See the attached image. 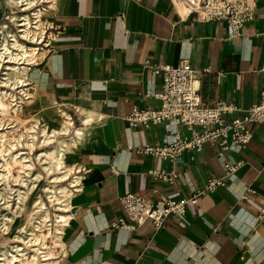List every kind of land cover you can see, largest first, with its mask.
Returning a JSON list of instances; mask_svg holds the SVG:
<instances>
[{"label": "crops", "instance_id": "0c3cea01", "mask_svg": "<svg viewBox=\"0 0 264 264\" xmlns=\"http://www.w3.org/2000/svg\"><path fill=\"white\" fill-rule=\"evenodd\" d=\"M10 5L0 0V26ZM44 18L54 26L53 51L18 72L35 100L26 114L41 116V133L44 123L56 128V145L67 141L69 174L87 168L78 174L80 191L61 205L66 217L53 264H264V218H257L264 206V122L244 149L207 144L172 162L140 148L168 141L175 129L186 132L183 126L127 120L134 108L161 105L163 77L154 68L182 59L195 70L203 105L223 100L245 109L258 102L264 0L238 33L226 22H199L173 0H53ZM226 161L243 164L225 176V185L187 204L183 216H170L158 230L150 221L137 231L112 228L124 214L123 194L190 198L208 178L224 174ZM151 170L178 176L171 184ZM11 235L0 242L12 243Z\"/></svg>", "mask_w": 264, "mask_h": 264}, {"label": "built area", "instance_id": "2783aa9c", "mask_svg": "<svg viewBox=\"0 0 264 264\" xmlns=\"http://www.w3.org/2000/svg\"><path fill=\"white\" fill-rule=\"evenodd\" d=\"M36 1L9 0L11 5L8 9L7 20L0 26V92L7 91V97L9 95L12 97L9 105L11 110H20L28 102L30 94L27 82L16 80L19 82V89L11 95L13 87L10 83H6L7 80L11 82L9 75L14 71L20 72L25 67L41 63L48 53L53 51L54 26L44 18L52 8L53 0H40L39 4ZM258 1L173 0L176 6L186 10L188 14H194L199 22H226L233 33H238L245 23L255 18ZM14 5L19 7L16 15H12ZM19 43L24 47L33 48L30 50L33 51L32 56L21 55L22 48ZM12 54L16 58H11ZM12 65L19 68L13 70ZM154 71L161 73L163 77L162 90L157 94L161 99V105L158 108H134L133 112L127 116L129 124L137 126L140 123L166 121L173 124L175 128L183 126L186 132L180 133L175 129L168 141L156 145H145L140 148L142 153L152 154L173 162L183 152L200 151L207 144L225 151L233 147L244 149L254 137L255 126L264 122V88L261 91L260 100L245 109L223 100H218L211 105H203L199 90L195 86V70L188 59H182L175 65L165 64L161 68H154ZM220 75L221 73L218 76ZM234 111H239L240 114L227 119V114ZM16 125L8 119L4 127L13 129ZM242 164L243 161H226L224 174L220 177L208 178L206 185L196 189L190 198H171L166 194H160L157 199H152L144 193L127 192L120 196L124 214L112 223V228L137 231L144 223L150 221L155 230H158L165 226L170 216H183L187 204H195L202 194L212 192L220 185H225V176L233 174ZM84 171L86 172L87 168L77 167L72 174H69L72 177L67 184L71 194L80 191L82 178L78 174ZM149 173L154 178H161L171 184L178 176L175 171L151 170ZM23 186L21 184V187ZM247 190L254 191L251 188ZM153 191L157 192V189ZM23 193L26 194L24 189L18 191V188H14L11 191V199L7 200V203H1V210L4 209L7 213L21 211L23 209L21 199L26 197ZM243 197L246 198L247 195ZM257 218L258 220L264 218V206L258 210ZM4 220L10 222L8 219L4 218ZM60 233L59 230L58 234ZM23 235L27 238L26 233ZM13 240L14 244L21 243L27 253L34 252L38 262L52 257L44 256L43 252L34 247L35 245H32L29 240H19L15 237ZM41 246L45 250L42 244Z\"/></svg>", "mask_w": 264, "mask_h": 264}, {"label": "rangeland", "instance_id": "374dc122", "mask_svg": "<svg viewBox=\"0 0 264 264\" xmlns=\"http://www.w3.org/2000/svg\"><path fill=\"white\" fill-rule=\"evenodd\" d=\"M43 1V0H41ZM37 4H39L40 0L36 1ZM13 13L12 15H16V13L19 11V7H16L15 5L12 7ZM30 12V10H28ZM0 59H1V54H0ZM2 62V61H1ZM1 72V70H0ZM18 72L14 71L9 75V80H7V84L10 83V86L13 87L12 94L13 95L19 88V82L16 81L18 78ZM13 81V82H12ZM9 89V88H8ZM30 94V91L28 92ZM12 102V97H7L6 98V108L5 110H0V126L4 127L7 125L8 119L15 122L17 125L13 129H6L8 138L6 140L7 146L9 142H14L16 143L18 140L22 139L21 142L23 145L21 146L22 151L25 153L24 155L31 159L35 164H34V169L39 171L41 175L37 178L36 181L31 178V176L26 172L25 175L18 180V174L21 169V165H15L13 163V168L11 169V174L9 177L2 176L0 180V206L2 205L1 203H7V200L11 199V191L14 188H20L24 189L26 191V194L23 193V195H26V197H21V202H23V209L19 211L18 213L11 211V213H7L4 209L1 210V213H5V217L7 216H12V215H17L15 218L16 221L10 223L9 229L7 231V234H5L3 228L0 227V240H4V236L11 235L13 238H16V233L17 229L20 226L21 223H25L26 221H29L31 216L33 215V210H34V200L36 197L41 196L49 209V219L46 221H42L41 223V231L40 232H35L34 235H32V239L35 237L38 238V240L41 241V239L45 241L46 245H48L45 249L47 250L49 247L50 249H55V247L58 245L55 240V235L58 234V231L60 230V227L63 224V221L61 220L62 218L59 217L58 215L62 213V206L58 207L56 206L53 201L48 197V193L46 190V186L48 185H59V184H65L68 188V181H70L72 175L69 176L67 175L66 179L63 180H57L53 179L54 176L57 175L55 170L49 172L47 169H45L43 163L38 160L37 158V152L41 148H46L49 146H54L57 144L56 141L53 140L48 143V144H42V133H41V125L38 124V119L41 118L39 115H34L32 111L30 113L26 114V109H27V103L20 109V110H11L9 105ZM29 108L31 109L35 100L34 99H29ZM1 131V130H0ZM29 138V139H28ZM38 138V139H37ZM28 152V153H27ZM1 160V157H0ZM12 160V159H10ZM3 162V161H2ZM1 162V163H2ZM48 171V172H47ZM43 176V177H42ZM24 180V181H22ZM21 182L24 186L21 187V184L15 185L17 182ZM61 181V182H60ZM35 183V184H34ZM19 191V189H18ZM63 203V201H62ZM21 206V205H20ZM7 213V214H6ZM18 214H21L18 216ZM62 221V222H61ZM31 229L33 227H30ZM58 228V229H57ZM22 234H25L22 233ZM31 237V236H30ZM14 240H12V243ZM32 245L34 244V241H30ZM42 244V242H40ZM6 244V245H4ZM10 242H0V249L7 250L10 247ZM14 244V243H13ZM36 247V246H34ZM54 253H52L49 256H52Z\"/></svg>", "mask_w": 264, "mask_h": 264}, {"label": "bare ground", "instance_id": "6f19581e", "mask_svg": "<svg viewBox=\"0 0 264 264\" xmlns=\"http://www.w3.org/2000/svg\"><path fill=\"white\" fill-rule=\"evenodd\" d=\"M19 46L22 48L21 55L32 56L33 51L30 50H32L33 48L24 47V45L21 43H19ZM12 53L14 54V52ZM13 54L11 58H16L15 55L13 56ZM17 55L18 54L16 53V56ZM27 59H29V57ZM17 68L19 67L12 65L13 70H17ZM17 80L19 82H23L21 76H18ZM6 98H7V91H1L0 92L1 110H5L6 108V100H5ZM6 129L5 127L0 126V130H1L0 131V157H1L0 180L2 176L5 177L10 176L11 169L13 168L12 167L13 163H15V165H21V169L18 174V180L21 179L27 172L31 176V178H33V180L36 181L37 178L41 175V173L34 169L35 163L24 155L25 153L22 151L23 149H21V146L23 145V143L21 142L22 139L18 140L16 143L9 142L10 146L9 145L7 146L6 144V140L8 138L7 131H9V129L5 131ZM62 130L67 131L68 126H65ZM55 131L56 128L50 129L49 125L44 123V126L42 127V144L50 143L53 140L52 137L54 136ZM67 145H68L67 141L63 140L58 145L41 148L37 152V158L39 161L43 163L45 169H47L49 172L55 170V172L57 173V175L53 177L54 180L66 179L67 175L71 171V168H66L65 165L63 164L64 163L63 156L67 149ZM20 184L21 182L19 181L15 185L19 186ZM18 189L20 190V188ZM46 190L48 193V197H50L53 203L58 207L62 205V201L65 202L71 195L70 190L67 188L65 184L48 185L46 186ZM33 206H34L33 215L31 216L29 221L20 224V226L17 229L16 238L24 241L29 240V242L34 241V244L38 248V250L43 252L44 256H49L52 254V249H50L49 247L47 250L46 249L44 250L42 249L43 247L41 246L40 240H38V238L35 237L34 239H32L33 238L32 235H34L35 232H40L42 230L41 229L42 221H46L49 219V209L45 200L41 196L35 198ZM58 216L62 218L61 220H65L64 219L66 217L65 215L59 214ZM4 218L10 220L11 221L10 223H12L15 221L16 215L5 217V214L0 212V227L3 228L4 231H7L11 224H9V221H5ZM30 227L33 228L31 229ZM22 232H25L27 234L28 239L26 238V236L22 234ZM55 236L56 237L54 242L60 244L62 241L60 234H56ZM41 241H42V245L46 248L48 245H46L44 239L43 240L41 239ZM52 260L50 257H48V259H46L45 261L38 262L36 260V254L34 252L27 253L25 249L22 247L21 243L12 244V246L9 247L7 250L0 249V264H53Z\"/></svg>", "mask_w": 264, "mask_h": 264}]
</instances>
